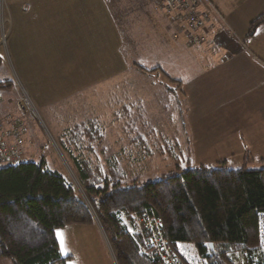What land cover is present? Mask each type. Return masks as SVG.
<instances>
[{
    "label": "trees",
    "instance_id": "trees-1",
    "mask_svg": "<svg viewBox=\"0 0 264 264\" xmlns=\"http://www.w3.org/2000/svg\"><path fill=\"white\" fill-rule=\"evenodd\" d=\"M262 25L264 15L251 24L249 37ZM160 75L181 90L164 71ZM118 86L127 91L110 103L113 115L108 120L122 124L118 143L127 140L128 148L109 154L108 125L101 115L72 124L60 137L89 204L66 175L50 170L44 160L0 167V258L12 264H69L72 256L62 253L57 231L98 221L118 264H163L147 242L154 235L176 264H264L259 233L264 168L233 169L221 162L216 167L177 165L153 181L131 175L124 166L126 159L131 166L156 150H167L177 162L174 150L181 147L175 139L174 147L154 150L155 129L143 120V103L132 94L130 83ZM7 87L0 83V89ZM150 223L156 229L151 230Z\"/></svg>",
    "mask_w": 264,
    "mask_h": 264
},
{
    "label": "crops",
    "instance_id": "crops-1",
    "mask_svg": "<svg viewBox=\"0 0 264 264\" xmlns=\"http://www.w3.org/2000/svg\"><path fill=\"white\" fill-rule=\"evenodd\" d=\"M115 1L9 0L8 52L21 85L45 114L63 104L74 106L77 119L65 126L64 120L62 130L55 129L58 138L72 124L99 118L98 88L125 85L136 81L134 75L152 79L164 71L185 90L186 149L202 150V165L264 168V25L249 37L251 24L264 15V0H208L223 21L202 48L179 38L151 0L114 6ZM133 13L142 23L149 18L148 33L160 42L146 66L125 52L129 47L118 17L128 18L130 25ZM137 96L145 107V98ZM3 103L4 113L15 112L12 100ZM107 107L111 119L113 109ZM101 242L113 264L102 237ZM0 264L12 263L0 258Z\"/></svg>",
    "mask_w": 264,
    "mask_h": 264
},
{
    "label": "rangeland",
    "instance_id": "rangeland-1",
    "mask_svg": "<svg viewBox=\"0 0 264 264\" xmlns=\"http://www.w3.org/2000/svg\"><path fill=\"white\" fill-rule=\"evenodd\" d=\"M125 1L127 2V0ZM125 1L116 0L114 6L118 3L124 5ZM136 3L137 2L133 3L131 11L136 9ZM136 5L138 6V3ZM143 5L147 6V2L145 1ZM0 10L3 11V19L5 21V28L9 39L12 28V20L9 14V0H0ZM130 17V25L125 23L129 20L128 18H122L121 16L118 17L121 18L122 23H124V41L129 47L125 52H127L131 61L134 60V63H142L146 66L149 63L145 60H149L151 57L150 54L154 52V49L159 46L160 42L158 39H155L152 32L148 33L150 20L147 16L145 17L144 23L141 22L143 19H140V15L136 13L131 14ZM144 24L146 26V30L143 29ZM223 25L225 24L222 23L221 26ZM7 48L8 41L5 50H7ZM5 50L4 48H0V83H6L8 84V87L0 89V99L6 102L8 100H12V107L15 110L17 101H20L21 98H26L25 95L23 96L22 94V91H25L29 102L34 108L33 113L28 115L29 118L27 117L28 120L25 128L27 161L41 162L44 160L50 170L58 171L66 175L72 182L77 193L86 203L89 204V201L85 197L84 190L80 186L74 173L72 164L62 150L60 138H58V134L55 132L56 128L58 131L61 129V125L64 123V120L65 126L68 125V123L74 118L77 119L76 113L74 112V106H66L63 104L55 107L56 109H49L48 114L37 110V104L34 103L30 92L21 85L15 71L12 68L9 52L8 50ZM139 58L141 60L144 58V60L140 61ZM133 77L136 81L134 84L129 82L133 87L129 89L135 96L141 94L145 98V112L143 120L150 123L155 129L154 138L156 140V146L154 145L153 149L155 150V147H158L162 148L164 151L168 145L174 147V143L172 142L177 139L181 150H174V154H178L177 156H179L177 162L170 154H168L167 150L165 153H161L156 150L154 151V155L147 157L141 163H133L131 166L128 159H126L124 161V166L127 165L126 167L130 174L138 176L142 181H153L161 178L163 175L171 171H174L177 165H180L182 168H196L202 165L201 163L203 162L204 152L202 150L199 152H193L186 149L184 135L186 130L185 98L183 97L185 93H182V87L180 86L181 90H179V86L177 87L174 83L168 82L162 76L152 77V79L147 76L146 78L139 77L138 75H134ZM153 80L157 81L158 84ZM115 87L117 88H98V96L100 97H98L97 100V111L99 115H102L107 121L108 135L105 144L106 147H108L109 154H116L119 152L121 147L126 146V148H128L130 146L127 140H122L118 143V139L121 138L122 135V124L112 120L111 124L113 122L114 124L112 128H110L111 124L110 120H108L110 116L109 112H107V106L110 105L113 100L121 98L127 91V88H123L121 86ZM175 92L176 96L173 94ZM183 92H185L184 89ZM165 99H167L166 101L170 106L165 103ZM177 100L180 103L177 104ZM120 108L121 103L115 105L114 113L115 111L120 110ZM179 110H181V112ZM197 155L199 156L200 161H198V158L196 157ZM196 164L199 165L196 166ZM93 225L97 227L100 236L105 242L113 264H118L103 228L98 221H95ZM56 236L59 240L63 254L65 256L72 255V259L69 261V264L109 263L106 259L105 253H103L104 247L101 242V237L92 225H71L66 227V229L63 228L58 230Z\"/></svg>",
    "mask_w": 264,
    "mask_h": 264
},
{
    "label": "built area",
    "instance_id": "built-area-1",
    "mask_svg": "<svg viewBox=\"0 0 264 264\" xmlns=\"http://www.w3.org/2000/svg\"><path fill=\"white\" fill-rule=\"evenodd\" d=\"M151 2L154 11L161 15L169 26L176 30L177 36L191 47L205 45L210 35L216 31L218 21H223L208 0H151ZM2 12L0 10V48L5 50L8 33ZM22 94L26 98L17 101L14 113H4V103L0 99V167L27 161L25 128L28 115L33 113L34 108L25 91H22ZM150 225L151 230L156 229L152 223ZM259 233L261 243L264 244V215L260 219ZM148 241L155 248L163 264H176L173 256L165 248L164 250L159 248L161 243L158 235L149 237Z\"/></svg>",
    "mask_w": 264,
    "mask_h": 264
},
{
    "label": "bare ground",
    "instance_id": "bare-ground-1",
    "mask_svg": "<svg viewBox=\"0 0 264 264\" xmlns=\"http://www.w3.org/2000/svg\"><path fill=\"white\" fill-rule=\"evenodd\" d=\"M7 50H8V48H7Z\"/></svg>",
    "mask_w": 264,
    "mask_h": 264
}]
</instances>
